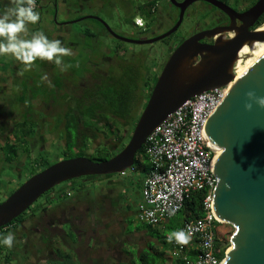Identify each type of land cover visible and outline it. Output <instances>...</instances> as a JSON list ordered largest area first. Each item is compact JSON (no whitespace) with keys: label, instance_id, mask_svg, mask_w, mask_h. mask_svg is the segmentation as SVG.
<instances>
[{"label":"water","instance_id":"water-1","mask_svg":"<svg viewBox=\"0 0 264 264\" xmlns=\"http://www.w3.org/2000/svg\"><path fill=\"white\" fill-rule=\"evenodd\" d=\"M206 2L227 13L231 11L215 0H184L170 4L180 12L174 26L150 41H130L144 45L173 33L181 24L184 9L194 2ZM264 11V0L258 1L242 17L248 22L238 28L220 31L232 33L228 39H217L213 45L198 40L215 31L200 33L185 40L170 55L158 76L147 102L140 112L127 144L113 157L93 162L86 157L63 159L32 175L0 203V229L25 212L41 195L55 186L82 177L117 176L129 170L137 151L148 135L168 115L188 99L232 82L227 94L210 115L202 134L204 145L214 153L210 166L215 186L211 196V215L219 224L232 227L229 249L220 264H264V108L249 99L264 97V53L240 76L233 66L243 46L249 49L264 42V31H248ZM97 20L107 32V24ZM199 56V60L195 58ZM248 103L252 107L245 110Z\"/></svg>","mask_w":264,"mask_h":264},{"label":"flooded vegetation","instance_id":"flooded-vegetation-1","mask_svg":"<svg viewBox=\"0 0 264 264\" xmlns=\"http://www.w3.org/2000/svg\"><path fill=\"white\" fill-rule=\"evenodd\" d=\"M43 1L44 0H36L37 7L35 11H43L45 7V5H41ZM59 1L63 5H66L68 3V0ZM111 1L112 0H110V2ZM183 1L184 0H175L176 3H181ZM215 1L226 6L231 11H228L229 13H227L206 2H194L188 5L183 12V17H187L188 19L192 20L189 29L182 35H178L177 28L173 33L163 39L150 44H144L149 47L146 48L144 52H136L133 48L125 47L122 44H116L110 49L103 46L97 47L96 42L101 37H107L119 43L139 46L134 43H128L117 39L115 38V36L130 41H150L158 38L169 31L176 23L177 17L180 12L178 7L166 1V7L168 8L169 12H158L155 15V21L150 24L148 29L145 27V24L142 21V30H139V28L133 26L131 16H128V14H126L125 23L129 27L137 30L136 33L132 31L133 33H135L134 35L123 33L120 29L121 27L116 29L109 28L112 32L110 33L107 32L103 26L101 27V29L94 23L92 25L85 24L86 19L84 18L89 15L83 13L85 7L80 3H78L77 6L75 5L76 7L72 8V11L70 9L68 10V7L65 8L66 13L68 10L71 13L74 12L75 16H73L71 20L66 21L64 23V27L63 24H61V26H58L59 24L55 22V11L51 15H48V18H42L40 16L37 23V31L42 32L50 40H60L62 46L66 45L65 42L70 43V41L73 40V44H71V46L69 44L71 55L62 56V58L65 60L70 59L73 61V67L71 68V70H73L74 73L60 70L56 71V75L60 74L64 76L61 79L62 86L59 95L67 93L77 96L79 94H82L84 89L86 88L99 86L108 88L110 84L117 87L121 86V83L124 86L128 85L133 87H141L143 85H147L148 83L151 85L152 83L155 84L158 76L160 75V72L162 71L172 52L185 40L190 39L203 32L210 33L213 31H215V34L213 36L208 37L205 35L198 40V43L201 45H213V43L219 38H230L232 36V33L220 30H223L224 28L230 26L238 28L242 25V23L248 22L249 20L243 18L242 15L260 0ZM119 2H121V0H119ZM9 7H11V4H9ZM263 16L264 11L257 17L253 25L248 28V31L253 32L254 30L258 29L259 27H256L255 25ZM96 18L99 17L96 16ZM69 24L77 25L78 29L73 32L74 30L69 27ZM49 25H55L54 29H52L54 31H51V27ZM149 29H151V31L153 32V36L148 35ZM30 35L31 33H29L27 35L28 37L26 36L25 38H29ZM88 40H92V43L86 45V42ZM155 43L161 44L160 48L157 50L152 49ZM199 59V56H197L194 62H197ZM18 71H20L19 68ZM0 72H4V74L10 76L6 78H0V105L2 104V106L5 105V103L9 104V100H13L12 98L15 97L16 93L19 90V87H21L20 84L24 82L27 84L26 87L32 86V78L25 77L22 79H17L16 77L18 75L12 69L0 70ZM40 81L43 83V85L47 84L45 86H52L51 84L54 80L52 78H46L40 79L38 82ZM46 92L47 94H42L38 97L36 96L35 99L30 100L34 104L33 113L35 115L37 113L43 116L41 117V123H39V126L37 127L36 135L28 139L27 148L30 159H32L31 157L34 156L37 150L49 152L51 149H60L61 144H63V142H59L58 138L54 137L51 132L47 133V130H49V127H51L49 126L51 122L46 125L44 124L47 120H49V116L53 115V113L55 112L54 110L53 112L50 111V109L53 108L54 105H57L59 103L57 102V98L54 97V95H49V92ZM132 97L134 103L138 102L141 98L140 92L136 90L135 93L132 94ZM3 108L4 109L2 111L0 110V120L2 122L5 121L7 128L11 130L13 124H10L9 121H11L10 118L13 117L14 112L13 110L11 111V107L9 106ZM136 109L137 108H135L134 106L129 112V116H134L137 112ZM23 112L24 108H19L17 112H15V114L20 116ZM30 116L34 117V115L32 114H25L23 116V119L26 120L27 118H30ZM117 121L118 133H115L117 134V137L111 136L106 128L103 125L99 124V134H97L96 137L93 138L92 135H90L91 127H88V129L84 131V133L88 132V137H86L85 140H80L81 143L76 142V145L74 147L75 150L84 149L83 155L77 157H86L90 159L89 157L93 153H96L101 149L106 148L109 151L116 150L120 142V136L118 135H121L122 133H124V131L127 132V130L131 128L129 122L121 121L119 119H117ZM79 135H83V132L79 133ZM52 146H55V148H53ZM18 157L19 159H16L13 163H8L6 161L0 160V177L5 172H11L13 167H16V169H18V172L16 173L15 180H21L24 177V179L20 181V183L22 184L30 176L38 173L39 171L35 172L34 174L28 175L29 171H32V169L27 170L24 168L26 167L25 165L29 163L30 159H28V156H26L21 150L18 153ZM63 159L64 158L60 156L54 157L51 159L50 165ZM108 180L109 179H104V177H82L71 182L68 181L67 186H76L78 182L87 184L90 181L106 183ZM115 181H117L118 183L115 187L117 195L114 198V201L116 202L113 203V206H115L116 209L113 207L112 208L115 211L120 212V209L123 207V203H125V201L126 203L129 202V205L133 203L132 200L134 198L131 196L135 194V190L130 189V185L126 184L128 182H123L121 179H115ZM6 182L9 183V181L7 180ZM14 186L15 185H12L13 189L8 191L7 188L2 189L0 184V191H2L3 194L0 203L5 198H7L17 187H19ZM50 192L51 194H49ZM127 193L129 194L128 196L130 197V199L126 198ZM77 194L78 193H76V195ZM43 195L44 199L38 204L35 203L38 200L37 199L24 212L22 218L19 219L17 223H13L11 227L2 229V232L0 234H2L3 236L9 232L12 233L14 235V242L11 248H6L2 245L3 250L0 252L1 264H8V260H12L13 262H15V264H23L24 260H29L32 256V251L28 249V246L31 242L33 243V241V248L35 249L34 253L37 254V258L39 257V260H37V264L45 263L48 259V256L50 257L55 254V249H50V246L53 243V239L59 235L58 226L61 223H67L73 228L74 225L78 226V222L79 224H83L81 217L80 219L78 218V206L74 204L75 201L73 202V200H66V198L64 197H62L61 200L60 198L56 200L57 196H55L56 194L54 193V188L47 191ZM106 201L108 202L109 200L106 198ZM131 201L132 203H130ZM83 202H85L84 210H86L88 203L87 201ZM99 203L102 211H108L109 205L105 206L101 202ZM119 203H121L122 205L119 206ZM64 243L66 244L65 241ZM37 244L40 245L38 246ZM44 253L45 255L41 256Z\"/></svg>","mask_w":264,"mask_h":264},{"label":"trees","instance_id":"trees-1","mask_svg":"<svg viewBox=\"0 0 264 264\" xmlns=\"http://www.w3.org/2000/svg\"><path fill=\"white\" fill-rule=\"evenodd\" d=\"M155 1L156 0H147L136 8L140 15V17L138 18L144 22L147 29L150 24L155 21V14L152 10V6ZM166 1L169 3V0ZM135 17L136 16L134 15L131 16L133 26H135ZM86 20H90L99 28L102 27V25L96 20ZM263 24L264 16L256 23L255 26L260 27ZM28 34L29 33H27V35ZM62 60L68 61L65 59ZM13 62H16V60L10 54L0 55V70L9 69V65ZM39 62V69L41 70V74H39L38 71H34V74L37 77H29L33 79V82L31 83L32 86L26 87L27 84L23 82L22 84H20L21 87H19V90L16 93L15 97L12 98L13 100H9V104L5 103V105L3 106L2 104L0 105L1 111L4 109L3 107L9 106L11 107V111L13 110L14 112L13 117L10 118L11 121H9L10 124H13L11 130L7 128L5 121L2 122L0 120V160L2 161L13 163L16 159L18 160V153L20 150L26 156H28V159H30L27 148L28 139L36 135L37 127L39 126V123H41V117H43L40 114H38L37 116L33 113L34 104L30 100L35 99L36 96L38 97L42 94H47L46 91L49 92V95H54V97L57 98V102H59L57 105H54L53 108L50 109V111L53 112L54 110L55 112L53 113V115H50L49 120L44 123L46 125L51 122V124H49V126L51 127H49V130H47V133L51 132L54 137L58 138L59 142H63V144H61L60 146V149H57L60 157H63L64 159H70L83 155L84 149L75 150L74 147L76 145V142L81 143L80 140H85L86 137H88V132L84 133V131H86L88 127H91L90 135H92V137L94 138L97 134H99V124L103 125L108 133L114 137H117V134L115 133H118L117 119L129 122L130 127L133 121L135 125L140 113L138 115L135 114L134 116H129V112L131 111V109L134 106L135 108H137V102H133L132 94L135 93L136 90H138L141 97L145 98L140 110L142 111L154 86L153 83L152 85L148 83L147 85H143L141 87H133L128 85L124 86L122 83L121 86L117 87L110 84L108 88H104V86L86 88L84 89L82 94H79L77 96L67 93L59 95L62 86L61 79L64 77L60 74L56 75V71L60 70V68L51 61L40 59ZM66 68L64 71L74 73V71L71 70L72 67ZM6 77L10 76L4 74V72H0V78ZM16 78L22 79L25 77L17 76ZM46 78H52L54 80L51 84L52 86H45L47 84L43 85L41 81L38 82L40 79ZM19 108H24V112L20 116L15 114V112H17ZM25 114H32L34 115V117L30 116V118H27L25 120L23 119V116ZM80 131L83 132V135L81 136L79 135V133H81ZM118 152L119 151H117L116 153ZM58 153H56V155H58ZM56 155H54V153L53 155H50L47 151L37 150L34 156L31 157L32 159L29 160V163L25 165L26 167L24 169H32V171H29L28 175L34 174L38 171L40 172L50 165L51 159L57 157ZM113 155L114 152H111L108 149L104 148L97 151L96 153H93L89 157V160L101 162L108 160ZM129 170L136 172V176L131 180L133 184L132 188L136 189L137 193L140 195L141 183L147 172L149 171V163L146 156L144 155L143 146L137 151L133 166ZM138 175L141 176L138 177ZM124 181L127 182V180ZM76 186V193L79 194L84 191L85 183L78 182ZM132 188L130 186V189ZM206 194L207 190L205 189L190 192L186 196L180 211L167 222H164L157 226H149L140 222L142 228L137 226L135 227V230L139 232L142 231L146 236L151 238V240L147 241L144 247H142L140 250L126 248L125 250L117 251V249L114 248L115 246L113 247L107 242L104 243L103 246L107 250H109V252H111L109 256L107 255V263L104 264H185L186 260L192 261L196 255V251L194 248L186 249L183 254L178 257H171L169 255L171 246L170 243L166 241V238L170 235L171 232L180 230L185 223L199 219L203 216V200ZM128 195L129 194L127 193L126 198H129L127 197ZM70 196L72 195L69 192H66L63 197L67 198ZM107 199L109 200V209L112 207L116 209V207L113 206L112 200L109 198ZM113 208L112 210H114ZM128 208L129 207L126 208V213L128 211ZM23 214L24 212L17 218L13 219L10 223L2 227L0 229V233L2 232L3 228L5 229L11 227L13 223H17V221L22 218ZM129 225H131V222L129 223ZM159 226H162L161 229L158 228ZM127 232L129 231L127 230ZM0 237H2V234H0ZM227 246H229V240H222L217 234L215 249L219 251V259H223L224 251ZM2 250L3 246L0 245V252ZM46 264H80V262L76 259L73 251L69 250L67 252H60L57 250L54 256H48ZM93 264H99V262L97 261Z\"/></svg>","mask_w":264,"mask_h":264},{"label":"built area","instance_id":"built-area-1","mask_svg":"<svg viewBox=\"0 0 264 264\" xmlns=\"http://www.w3.org/2000/svg\"><path fill=\"white\" fill-rule=\"evenodd\" d=\"M34 3L36 9V0ZM134 23L142 27L140 19H135ZM234 66L232 72L236 78ZM231 84L188 99L157 125L142 145L149 171L141 183L136 204L139 222L149 226L167 222L180 211L190 192L207 190L203 200V216L185 223L180 229L190 234L189 242L186 245L170 243L171 257L180 256L188 248L195 249L194 259L186 260L185 264H220L222 260L215 249L217 233L213 228L219 223L210 211L215 186V178L210 171L214 153L204 145L202 134L210 115L223 100ZM209 237L211 240L206 246Z\"/></svg>","mask_w":264,"mask_h":264},{"label":"rangeland","instance_id":"rangeland-1","mask_svg":"<svg viewBox=\"0 0 264 264\" xmlns=\"http://www.w3.org/2000/svg\"><path fill=\"white\" fill-rule=\"evenodd\" d=\"M67 5H68V10H69V8H70L69 0H68ZM5 8H6V6H5ZM68 10H67V13L69 12ZM84 12H86L89 16L99 17L101 19V21L104 22L105 24H107V26L110 29H116V28L121 27L120 29L123 33L132 34V35H134L137 32V30L133 29L132 27H129L125 23L126 13L123 12V10L119 4V0H112L111 2L108 1V5H105L103 7L102 12L97 13V12L93 11L92 9H87V8L84 9ZM71 19H72V17L70 15L69 20H71ZM57 20L58 21H56V22L59 24L58 26H61V24H63V27H64V23L66 21H64L63 18L59 17V16L57 17ZM191 21H192L191 19H188L187 17H183L181 24L178 27L177 34L182 35L184 32H186L191 25ZM37 23H38V21H37ZM37 23L36 24H30V23L26 24L27 33H32V31L33 32L37 31L38 30L37 29V26H38ZM85 24L92 25L93 22H91L90 20H85ZM69 27H71L74 30L73 32H75L78 29L77 25H75V24H69ZM139 30H142V28H139ZM132 31H134L135 33H133ZM148 31H149L148 35L153 36V32L151 31V29H149ZM21 35H23V34H21ZM72 41L73 40H71L70 43L65 42L66 45L64 47H68L70 49L71 44H73ZM90 43H92V40L91 41L88 40L86 42V45H89ZM69 44H70V46H69ZM116 44H122L125 47H129V48L131 47L136 52H139V51L144 52L146 50V48H149L146 45L133 46L130 44L128 45L125 43H119V42H116L113 39L107 38V37H101L96 42L97 47L103 46V47L109 48V49L112 46H115ZM160 46H161L160 43H155L153 45L152 49L157 50L160 48ZM62 59L63 58L61 57V60ZM39 60H40L39 58L35 59L30 65H25V64L21 63L20 61L16 60V62L11 63L8 68L14 70L19 77H37V76H35L34 71L35 72L38 71V73L41 74V70L39 69V66H40ZM240 60L244 61V57L240 58ZM62 63H63V65H67V67H73V61H71V60L70 61L69 60L68 61L62 60ZM18 68L20 71H18ZM38 77H40V76H38ZM144 100H145V98L141 97L140 100L137 102L136 115H138L141 112L140 110H141L142 104L144 103ZM36 115L38 116L37 113H36ZM133 128H134V121L131 123V128H129L127 130V132L124 131V133H122L121 135H118V136H120V142H119L118 148L114 151H111V152H114V154H116L117 151H120L122 149V147L127 144L128 140L131 136ZM52 147L55 148V146H52ZM53 153H54V155H56V153H58V152H57V150L51 149L49 151V154L53 155ZM56 156H60L59 153ZM17 172H18V169H16V167H13L11 172H5L0 177V184H1L2 189L7 188L9 191V190L13 189L12 185H15L14 187L21 185L20 181H22L24 179V177L22 176L23 178L21 180H15ZM135 176H136V172H133L131 170H126L125 175H120V176L117 175V176H112L110 178L104 177V179H109L106 183H101L98 181H90V182H88L89 184L85 183L84 191L82 193L77 194V195L75 194L77 192V186H71V185L67 186V184H68L67 182L61 183V184L54 187V193L56 194L55 196H57L56 200L59 198L61 200V198L64 196V194L66 192H70V194L72 196L67 197L66 200H73V202L75 201L74 204H76L78 206V214H79L78 218L80 219V217H81V219L83 221V224H81V223L79 224V222H78V226H77L78 230L83 229L79 232L80 236L83 237L82 244H81L82 247L78 249V251H79L80 249L83 248L82 250L79 251V254H80V257H79L80 261L79 262H80V264H91V262H89L87 259H89L90 257H93L96 260L98 258L97 257L98 253H102L104 255V257H106L107 255L109 256L111 254V252L107 251L106 248L104 246H102L101 243H100L99 247H98V245H96L97 243H94V248L91 251V253L93 252V255L90 254V251L87 252V249H85V243L87 241V237L90 235L89 233L87 234L84 231L87 227V224L85 225L87 217H88L87 219L90 222V225L92 224L91 230H92V226H93V228H95V232L97 231L99 235L102 234V232L104 231V234H106V236L102 235L100 237V239L104 240V243H106V242L109 243V245H112V246L115 245L116 246V243L118 240H120V241L123 240L125 243H136L140 247H144L145 243L147 241L151 240V238L146 236L145 233H143V232H133L132 234H127L126 236H123V234H122L121 228L123 227V224H124L123 220L125 217H126L125 224L127 225V230L129 232L132 231L131 227L134 228V227L138 226V227L142 228V226L140 225V222L136 218V212H135L136 206L134 205V202L132 203V201L134 199L130 202V203H132V204H130V210H129L130 212H127V213H124V211L122 210L123 207L120 209V212H118V211L112 210V208L108 209V211H106V210L102 211L100 206H98L99 202H101L102 204L107 206L108 202L106 201V198L113 200V203L116 202V201H114V198L117 195V191H116L115 187L118 183H117V181H115V179H118V180L121 179L123 182H124V180H127V182L129 181L126 184H129L132 188L133 184H132L131 180ZM139 176H141V175H138V177ZM123 178H124V180H123ZM125 178H128V179H125ZM6 180L9 181L10 184L7 183ZM65 186H67V187H65ZM65 188H67V189H65ZM134 190H135L134 193H136L137 192L136 189H134ZM49 194H51V192ZM2 196H3L2 191H0V200H1ZM43 199H44V195H41L35 203L38 204ZM83 201H87V203H88L86 210H84L85 202H83ZM120 205H122V204L119 203V206ZM109 207H110V205H109ZM129 221L131 222V225H129V223H130ZM67 225L68 224H64V225L62 224L61 227L63 228V230H65L64 234H66V237H64V238L65 239L67 238L68 240H70L71 235L73 236L74 233L72 232L73 229H70L71 226L68 225V228H67ZM161 227L162 226H159L158 228L161 229ZM213 228H214L215 232L218 234L220 239H222V240H229L230 239V236H231L232 231H233L232 227L225 225V224H215V226ZM67 234H69V235H67ZM62 240L63 241H61V238L59 236H57L53 239L51 249H55L54 250L55 253L57 250L60 252L61 251H65V252L69 251L67 249V245L64 243L65 240L64 239H62ZM106 240H108V241H106ZM33 243H34V241H33ZM33 243L31 242L28 246V249H30L32 251V256L29 260L28 259L24 260L23 264H25V263L37 264V260H39V257L37 258V254L34 253L35 249L33 248V245H34ZM37 245L39 246L40 244H37ZM228 248H229V246H227V248L225 250L227 251ZM129 249H132V247H130ZM106 251H107V254H106ZM43 255H45V253L42 254L41 256H43ZM41 259H42V257H41ZM84 260H85V262H84ZM8 264H15V262H13L12 260H8ZM45 264H46V262H45Z\"/></svg>","mask_w":264,"mask_h":264},{"label":"clouds","instance_id":"clouds-1","mask_svg":"<svg viewBox=\"0 0 264 264\" xmlns=\"http://www.w3.org/2000/svg\"><path fill=\"white\" fill-rule=\"evenodd\" d=\"M9 2L11 7H6L0 12V55L10 54L25 65H30L39 58L51 61L60 68V71H64L67 65L62 66L61 57L71 55V51L68 47L62 46L60 40H50L40 31H34L29 38H25L26 24H36L40 18L39 12L34 10V0H9ZM135 19L139 18L135 17ZM136 27L142 28L143 25ZM246 96L249 99L254 98L255 103L264 108V97H254L253 92H247ZM251 107L252 105L248 103L244 105L245 110H250ZM189 240L190 234H186L184 230L173 231L166 238L167 242H175L178 245H186ZM210 240L211 237L206 241V246ZM13 242L14 235L10 232L0 237V245L6 248H11Z\"/></svg>","mask_w":264,"mask_h":264},{"label":"crops","instance_id":"crops-1","mask_svg":"<svg viewBox=\"0 0 264 264\" xmlns=\"http://www.w3.org/2000/svg\"><path fill=\"white\" fill-rule=\"evenodd\" d=\"M108 1L110 2V0H69V6H70L69 9L72 11V8H74L75 5L77 6V4L80 3L85 8L92 9L93 11L99 13V12H102L103 7L105 5H108ZM145 1H147V0H133V1L132 0H121V2H119V4H120L121 8L124 10V12L126 14H128V16L134 15V16H136L138 18V17H140V15H139V13H138L136 8H137V6L143 4ZM9 4H10L9 0H0V12H2L4 10L5 6L9 7ZM41 5H45L43 11H41V10L39 11V14L41 13L40 16L42 18H48V15H51L54 11L56 12L55 13V22L58 21L57 20L58 16L62 17L64 21H68L70 15H71V17L75 16L74 12L73 13H71V12L66 13L65 8L68 7V5L67 4L63 5L62 3H60L59 0H44L43 3H41ZM152 10L154 11L155 15L158 12H160V11H165V13H168L169 11H168V8L166 7V0H156L154 2L153 6H152ZM83 13L88 15L86 12H84V10H83ZM49 26L51 27V31H54L52 29H54L55 25L54 26L53 25H49ZM65 189H67V188H65ZM131 197L134 198L133 202H134V205L136 206V204H137V202L139 200V194L138 193L133 194ZM129 199H130V197H129ZM125 203H126V201H125ZM125 203H123L124 206H123L122 210L124 211V213H126L125 212L126 208L129 207L127 212H130L129 211L130 210L129 202L126 203V205H125ZM48 209H50V208H48ZM87 218H86V222H85V225L87 224V227H86V229L84 231L87 234L89 233L90 235L87 237V241L85 243V249H87V252L90 251V254L93 255V252L91 253V251L94 248V243H97L96 245H98V247L100 246V243L103 246L104 240H101L100 237L102 235L106 236V234H104V231H103L102 234L99 235L97 231L95 232V228H93V226H92V230H91V225L92 224L90 225V222H89V220ZM125 220H126V217L123 220L124 224H123V227L121 228L123 236H126L127 234H132L133 232H139V231L135 230V227L134 228L131 227L132 231L131 232H127V225L125 224ZM62 224L64 225V224H67V223H61L58 226L59 227V235L58 236L61 238V241H63L62 239L65 240L66 245H68L67 249L70 250V251L72 250L73 253L76 256V259L78 261H80L79 260V257H80L79 251L82 250L83 248L80 249L79 251H78V249L82 247L81 244H82L83 237L80 236L79 232L81 230H83V229L78 230L77 226H75V225L73 226V228L71 227L70 229H73L72 232L74 234L72 233L73 236L71 235L70 240H68L67 238L66 239L64 238V237H66V234H64L65 230H63V228L61 227ZM67 228H68V225H67ZM140 232H142V231H140ZM106 241H108V240H106ZM116 246L114 248H116L117 251L125 250L126 248L129 249L130 247H132V249H135V250L136 249L140 250L142 248L136 243H125L123 240L122 241L118 240L117 243H116ZM107 251H109V250H107ZM107 251H106V254H107ZM52 256H54V254ZM97 257L98 258L96 260L93 257H90L87 260L89 262H91L92 264L94 262H97V261L99 262V264H104V263H107V261H108L107 256L104 257V255L102 253H98ZM54 259H55V257H54ZM85 260H84V262H85ZM41 264H44V263H41Z\"/></svg>","mask_w":264,"mask_h":264},{"label":"bare ground","instance_id":"bare-ground-1","mask_svg":"<svg viewBox=\"0 0 264 264\" xmlns=\"http://www.w3.org/2000/svg\"><path fill=\"white\" fill-rule=\"evenodd\" d=\"M259 31H264V24L259 28ZM264 53V42L255 43L251 49L246 45L241 48L238 55L240 58L244 57V61L238 59L235 62L234 71L237 74L236 77L244 73V71L262 54ZM229 249V248H228ZM227 249V251H228Z\"/></svg>","mask_w":264,"mask_h":264}]
</instances>
